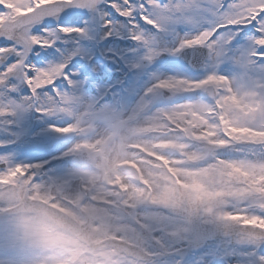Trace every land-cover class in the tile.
<instances>
[{"label": "snow or ice", "instance_id": "6c2138e0", "mask_svg": "<svg viewBox=\"0 0 264 264\" xmlns=\"http://www.w3.org/2000/svg\"><path fill=\"white\" fill-rule=\"evenodd\" d=\"M75 5L76 0H0V39L13 42L11 49L0 47V57L9 52L18 56L0 72V90L15 93L10 83L22 70L23 84L31 93L27 101L0 105V117H14L25 108L43 118L66 112L55 93L71 84L69 73L61 71L67 65L36 67L26 56L32 48L54 46L47 18ZM110 6L133 29L129 38L143 44L149 61L158 53L152 51L153 40L138 34L139 21L157 33L175 24L194 29L176 36L172 55L191 52L217 67L233 59L235 51H243L249 64L264 72V0H121ZM152 13H159V21ZM111 24L104 22L107 28ZM37 25L43 35L31 34ZM54 31L56 36H70L84 30L57 26ZM233 84L216 71L198 80L157 81L148 94L200 92L211 103L177 104L156 112L143 126L122 122L106 135L76 143L65 155L86 167L63 181L50 177L45 164L13 165L8 155H0V264H20L24 258L27 264H40L26 238L30 220L16 211L27 209L29 201L63 209L59 212L74 225L86 224L90 239L99 246L90 253L98 264H148L154 257L141 241L160 245L156 232L165 231L168 222L138 215L142 205H159L183 218L182 232L195 224L210 226L217 237L233 241L237 253L250 255L253 264H264V81L245 92ZM45 92L53 94L46 102ZM52 131L69 137L91 129L77 123ZM39 139V134L27 132L14 143L0 142V149L19 156L22 150L38 147ZM72 231L80 238L75 228Z\"/></svg>", "mask_w": 264, "mask_h": 264}, {"label": "rangeland", "instance_id": "374dc122", "mask_svg": "<svg viewBox=\"0 0 264 264\" xmlns=\"http://www.w3.org/2000/svg\"><path fill=\"white\" fill-rule=\"evenodd\" d=\"M151 15L159 21V13H152ZM204 27H208V24H205ZM192 31L194 29L183 24L166 25L165 31L161 32L164 42L162 44H156L155 42L152 44V51L158 54L150 61L145 58L148 52L143 44L139 51L132 56L116 54V59L131 73L128 84L121 91L115 90L111 93L109 86L96 82L97 78L94 77L98 74L96 69L100 64L99 61L95 65L90 66L91 68L83 62L75 64L72 68H62V72L69 73L71 84L62 85L55 95L61 98V103L65 106L66 112L46 119L58 124L79 123L83 127L91 129V131L81 135L72 134L69 137L42 135L37 143L38 147L22 150L21 152L23 153H20L19 156L14 153H4L2 155H8L9 163L13 165L16 163L45 164L48 166L47 172L50 177L63 181L70 172L82 170L72 166L70 161L74 158L73 156L65 155L76 143L106 135L113 126L122 122L127 127H134L140 123L146 124L156 112L174 107L177 104L195 102L197 100L209 103L201 99L203 94L200 92L170 94L172 99L168 101L162 99L163 93L153 92L148 94V90L159 80L168 78L198 80L204 78L210 72L216 71L217 74L226 75L233 80L234 89L241 92L252 91L259 82L264 81V72L259 71L258 68H253L247 61L243 51H235L233 59L217 67H213L207 62L204 72L199 76H192L186 69L179 67L177 58L180 54H171V50L175 47L176 36H184ZM162 54L169 57V62L161 65L155 64L154 61ZM47 64V62H44L39 67L49 68ZM113 65L114 62L107 58L104 66L105 71H108V73L112 72ZM84 71V75L87 71L91 73L90 85L96 93L95 97L88 95L82 89V79L84 77L82 72ZM59 76L60 73H57L56 78H59ZM108 91L113 95V102L106 103L107 105L103 104L99 108L97 106L99 99L106 95ZM119 106L121 108H118ZM208 251L202 259L198 260L192 257L186 264H207L210 261H214L216 264V260L221 264V261H227L232 253L231 251H220L219 256H217L215 249ZM2 253L3 244L0 242V260L4 259ZM233 253L241 257L243 264H253L245 253H237L236 250ZM20 264H27V258L22 259Z\"/></svg>", "mask_w": 264, "mask_h": 264}, {"label": "bare ground", "instance_id": "6f19581e", "mask_svg": "<svg viewBox=\"0 0 264 264\" xmlns=\"http://www.w3.org/2000/svg\"><path fill=\"white\" fill-rule=\"evenodd\" d=\"M121 0H103L99 6L90 13H66L59 12L54 18H47L46 22L49 26L48 35L55 38V44L51 49L32 48L26 56V62L39 67L47 62L49 68H56L59 65H67V68L77 61H85L92 63L97 60H105L108 57L115 59V55L120 53L124 55H132L138 52L142 47L141 43H137L130 39L133 29L121 16H118L113 7L110 5H119ZM105 20H111L110 28L104 26ZM74 27L82 28L83 34L72 33L70 36H56L54 29L57 27ZM110 37H106L108 32ZM140 34L146 40H153L156 44L164 42L163 37L156 34L153 29L143 25V21H139ZM32 35H43L40 32V26L31 27ZM0 47L11 49L13 42L11 40L0 39ZM21 48L23 46L21 45ZM39 52V56L37 55ZM18 58L17 54L9 52L0 57V72L12 64ZM101 67V66H100ZM119 76L120 73L116 72ZM23 71L20 70L19 75L12 78L10 87L15 86L17 91L9 96L3 90H0V105L7 106L11 101H27L31 95L22 81ZM104 78L102 77V80ZM105 80V79H104ZM115 82H119L116 75ZM52 93L45 92L42 101L46 102L52 98ZM19 106V105H18ZM11 110V109H10ZM68 124H58L48 121L46 118L39 116L34 111H28L26 108L19 111L16 116L9 118L0 117V142L7 141L14 143V138H19L27 132H31L33 136L55 135L62 136L52 131L54 127L67 126ZM145 125L140 123L134 127ZM65 137V136H64ZM38 143V141H37ZM46 203V202H45ZM59 211L63 212V209ZM137 214L147 217H155V223L163 221L168 222V228L162 232H156V237L161 240L160 245H154L151 239L141 241L142 246L151 248L155 253L148 263L163 262V260L175 257H185L189 254L207 253V250H223L234 251V242L224 238L217 237L211 230L210 226L195 224L188 232H182L185 221L175 213L163 209L162 206H145L142 205L137 209ZM173 233H176L173 235ZM211 241V242H210ZM201 248V251L192 252L195 248ZM199 252V253H198ZM227 264H240L235 260L228 261Z\"/></svg>", "mask_w": 264, "mask_h": 264}, {"label": "clouds", "instance_id": "9594fccd", "mask_svg": "<svg viewBox=\"0 0 264 264\" xmlns=\"http://www.w3.org/2000/svg\"><path fill=\"white\" fill-rule=\"evenodd\" d=\"M30 220L26 238L33 245L40 264H98L91 249L99 247L90 239L87 225H74L66 216L51 207L45 209L39 202H28V208L16 210ZM80 233V238L72 231Z\"/></svg>", "mask_w": 264, "mask_h": 264}, {"label": "water", "instance_id": "95a60500", "mask_svg": "<svg viewBox=\"0 0 264 264\" xmlns=\"http://www.w3.org/2000/svg\"><path fill=\"white\" fill-rule=\"evenodd\" d=\"M74 8H76V7H74ZM195 61H196V63L193 65V63ZM203 61H204V59H202L201 57L196 55V56L188 57V60H185L184 63L188 64L190 66L192 65V67H194L195 70H200L202 68ZM198 63L200 64V67L199 68H195V67H197L196 64H198Z\"/></svg>", "mask_w": 264, "mask_h": 264}]
</instances>
